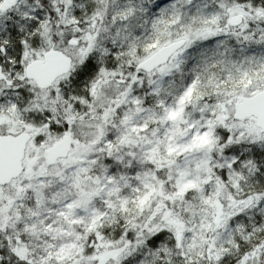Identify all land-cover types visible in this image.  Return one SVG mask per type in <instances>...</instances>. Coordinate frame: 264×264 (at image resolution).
Here are the masks:
<instances>
[{"label": "snow or ice", "instance_id": "snow-or-ice-1", "mask_svg": "<svg viewBox=\"0 0 264 264\" xmlns=\"http://www.w3.org/2000/svg\"><path fill=\"white\" fill-rule=\"evenodd\" d=\"M0 264H264V0H0Z\"/></svg>", "mask_w": 264, "mask_h": 264}]
</instances>
